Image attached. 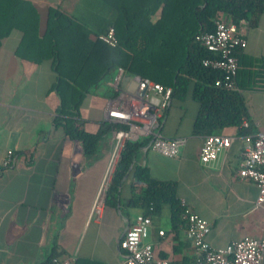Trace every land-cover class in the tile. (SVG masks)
<instances>
[{"label": "crops", "instance_id": "obj_1", "mask_svg": "<svg viewBox=\"0 0 264 264\" xmlns=\"http://www.w3.org/2000/svg\"><path fill=\"white\" fill-rule=\"evenodd\" d=\"M29 1L39 12L41 30L48 7L74 12L77 4V0ZM239 28L246 47L237 57L238 65L247 75L237 81V92L249 116L251 135H255L264 132V90L253 86L262 85L263 80L258 78L262 74L255 72L264 70L248 64L264 57V13L256 26L241 23ZM20 40V32L14 30L0 46V161L8 150L16 159L0 174V264H42L54 252L59 255L57 259L120 264V239L135 217L143 213L140 208L127 206L133 178L127 175L122 180L115 206L105 204V192L100 214L91 213L111 151L112 134L100 140L93 158L82 157L78 142L54 128L59 100L50 91L54 78L50 63L35 66L19 59L15 50ZM112 73L115 71L109 75ZM117 79L119 91L134 92L138 79L117 70L113 80L107 82V92L85 97L80 115L86 130L95 131L105 121V109L117 95ZM197 111L198 105L189 96L184 101L173 100L160 133L167 139H184L177 156L165 157L146 143L138 151L135 165L146 168L157 181L176 183L181 204L209 224L206 241L212 248H223L245 237L264 239V202L255 208L256 186L238 177L243 149L240 130H217L214 135L231 137L233 142L214 161L203 165L198 155L204 136L192 134ZM243 123L249 124L247 120ZM146 140L141 136L136 141ZM160 231L163 236H159ZM145 242L152 245L157 257L169 259L171 264L194 260L184 229L178 233L171 229L168 205H162L160 214L151 217Z\"/></svg>", "mask_w": 264, "mask_h": 264}, {"label": "trees", "instance_id": "obj_2", "mask_svg": "<svg viewBox=\"0 0 264 264\" xmlns=\"http://www.w3.org/2000/svg\"><path fill=\"white\" fill-rule=\"evenodd\" d=\"M79 4L81 12L76 10ZM73 11L48 7L41 30V17L32 2L0 0V46L16 30L21 34L15 50L19 59L35 66L50 63L54 74L50 91L59 100L54 128L78 142L84 159L96 155L106 134L127 129L105 120L95 131H88L82 127L80 115L85 97L119 69L126 75L170 88L171 102L184 101L189 96L198 105L193 135L210 136L230 127L238 128L240 136L252 134L242 95L215 85L223 74L203 65L204 60L215 56L196 37L214 32L219 18L236 26L242 22L256 26L264 13V0H77ZM110 28L117 42L114 47L98 39ZM235 55L240 58L241 50ZM249 65L264 70V57L250 60ZM255 74H262L257 77L263 81L253 87L264 90V72L256 70ZM245 75L244 69L237 71V88L240 76ZM243 120L248 121V127L242 126ZM146 143L147 140L125 144L106 191L105 204L116 205L122 180L131 175L132 195L127 206L140 208L152 217L160 214L162 205H168L171 229L178 233L186 227L182 219L186 208L177 198L176 183L157 181L146 168L134 163ZM58 256L54 252L42 264H54ZM74 264L97 263L76 260Z\"/></svg>", "mask_w": 264, "mask_h": 264}, {"label": "built area", "instance_id": "obj_3", "mask_svg": "<svg viewBox=\"0 0 264 264\" xmlns=\"http://www.w3.org/2000/svg\"><path fill=\"white\" fill-rule=\"evenodd\" d=\"M242 24L246 25L245 22ZM98 39L111 47L117 43L112 28ZM196 40L215 56L212 60H204L203 65L223 74V78L217 80L215 85L237 91L234 78L239 65L235 53L246 47V40L239 26L219 18L215 22L214 32L199 35ZM117 83L118 79L114 85L117 95L105 109V120L123 124L127 129L112 132L111 151L91 210V213L96 215L101 212V199L111 183L121 152L127 142L136 141L141 136L146 137L148 147L165 157L177 156L179 147L184 143L182 138L167 139L160 133L171 104L170 88L149 79H138L134 92H121L117 89ZM243 127H248V124L243 123ZM232 142L231 137L218 135L204 137L199 150V162L203 165L211 163L221 151L228 149ZM241 142L242 162L238 177L241 180L251 181L256 186L258 192L256 208L264 202V132L243 136ZM15 161L13 151H6L0 161V174L11 168ZM182 219L186 223L184 235L191 243L195 256L190 264H261L264 239L245 237L223 248L215 249L206 241L210 227L204 219L188 209H185ZM150 225L151 217L142 213L138 214L127 227L119 242L123 252L120 264H171L169 259L157 257L152 245L145 242ZM158 234L163 236L164 233L160 231ZM74 262L73 258L53 259L54 264H74Z\"/></svg>", "mask_w": 264, "mask_h": 264}, {"label": "rangeland", "instance_id": "obj_4", "mask_svg": "<svg viewBox=\"0 0 264 264\" xmlns=\"http://www.w3.org/2000/svg\"><path fill=\"white\" fill-rule=\"evenodd\" d=\"M80 4L79 6L76 8V10L79 9V11L81 12V9H80ZM117 72V70L115 71V73ZM115 73H112V75H107L105 77V79L99 84L98 87L94 88L91 90L90 93H99V92H107L108 90V87H107V82L110 81L111 79L113 80V78L115 77Z\"/></svg>", "mask_w": 264, "mask_h": 264}]
</instances>
